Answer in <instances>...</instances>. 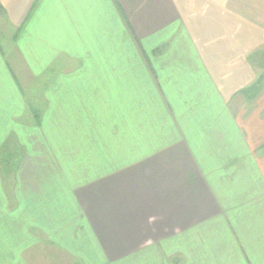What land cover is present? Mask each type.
I'll return each mask as SVG.
<instances>
[{
    "label": "crops",
    "instance_id": "obj_1",
    "mask_svg": "<svg viewBox=\"0 0 264 264\" xmlns=\"http://www.w3.org/2000/svg\"><path fill=\"white\" fill-rule=\"evenodd\" d=\"M0 41V264H264V0H0Z\"/></svg>",
    "mask_w": 264,
    "mask_h": 264
},
{
    "label": "trees",
    "instance_id": "obj_2",
    "mask_svg": "<svg viewBox=\"0 0 264 264\" xmlns=\"http://www.w3.org/2000/svg\"><path fill=\"white\" fill-rule=\"evenodd\" d=\"M264 81V75H262L261 77H259V79L257 80V82H256V85H254V87H251V89L256 93V91L258 90V88H259V85H260V83H262ZM253 92V93H254ZM254 93V94H255Z\"/></svg>",
    "mask_w": 264,
    "mask_h": 264
},
{
    "label": "rangeland",
    "instance_id": "obj_3",
    "mask_svg": "<svg viewBox=\"0 0 264 264\" xmlns=\"http://www.w3.org/2000/svg\"><path fill=\"white\" fill-rule=\"evenodd\" d=\"M1 42V41H0ZM2 43V42H1ZM173 262H175V260L173 261ZM182 262V261H181Z\"/></svg>",
    "mask_w": 264,
    "mask_h": 264
}]
</instances>
